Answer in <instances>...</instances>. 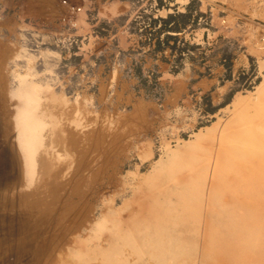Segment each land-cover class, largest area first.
<instances>
[{"label":"rangeland","instance_id":"1","mask_svg":"<svg viewBox=\"0 0 264 264\" xmlns=\"http://www.w3.org/2000/svg\"><path fill=\"white\" fill-rule=\"evenodd\" d=\"M262 87L264 0H0V264L152 262L162 193L214 178Z\"/></svg>","mask_w":264,"mask_h":264},{"label":"bare ground","instance_id":"2","mask_svg":"<svg viewBox=\"0 0 264 264\" xmlns=\"http://www.w3.org/2000/svg\"><path fill=\"white\" fill-rule=\"evenodd\" d=\"M258 92L264 103V87ZM239 119L244 126L214 149L213 179L202 176L198 180L199 173H189L171 184L176 185L173 190L169 185L162 193L165 207L152 220L164 223L161 229L167 241H162L163 250L158 246L152 262L146 264H264V247L250 254L264 242V111L243 112ZM23 128L20 144L27 161L35 135L30 123ZM181 154L172 156L155 179L161 177L168 185L171 174L181 169ZM202 198L207 199L203 202L209 203L207 208L202 207ZM218 225L225 229V248L202 239ZM153 239L157 242L158 234Z\"/></svg>","mask_w":264,"mask_h":264}]
</instances>
